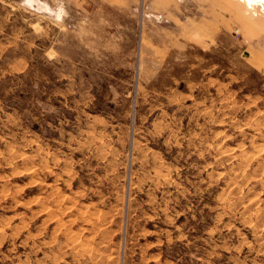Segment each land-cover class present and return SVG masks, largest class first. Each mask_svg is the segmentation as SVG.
<instances>
[{
  "label": "rangeland",
  "instance_id": "obj_1",
  "mask_svg": "<svg viewBox=\"0 0 264 264\" xmlns=\"http://www.w3.org/2000/svg\"><path fill=\"white\" fill-rule=\"evenodd\" d=\"M198 1L0 0V264H264V52Z\"/></svg>",
  "mask_w": 264,
  "mask_h": 264
},
{
  "label": "crops",
  "instance_id": "obj_2",
  "mask_svg": "<svg viewBox=\"0 0 264 264\" xmlns=\"http://www.w3.org/2000/svg\"><path fill=\"white\" fill-rule=\"evenodd\" d=\"M254 1L200 0L197 10L201 13H198L193 23L197 26L199 33L202 31L204 39H209L210 34L215 36L220 32L233 31L240 27L248 42L264 52V14L263 19H260L256 11L264 6L255 4Z\"/></svg>",
  "mask_w": 264,
  "mask_h": 264
},
{
  "label": "built area",
  "instance_id": "obj_3",
  "mask_svg": "<svg viewBox=\"0 0 264 264\" xmlns=\"http://www.w3.org/2000/svg\"><path fill=\"white\" fill-rule=\"evenodd\" d=\"M236 33H238V32H236Z\"/></svg>",
  "mask_w": 264,
  "mask_h": 264
}]
</instances>
